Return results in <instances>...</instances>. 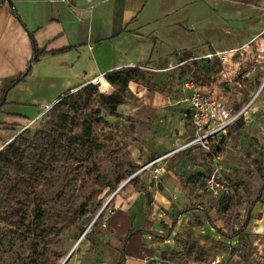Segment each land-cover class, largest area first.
Instances as JSON below:
<instances>
[{"label": "rangeland", "instance_id": "obj_1", "mask_svg": "<svg viewBox=\"0 0 264 264\" xmlns=\"http://www.w3.org/2000/svg\"><path fill=\"white\" fill-rule=\"evenodd\" d=\"M194 3H196L195 0L188 2L186 8L188 9V6ZM206 6L211 10L218 9L214 3L207 1ZM251 6L246 2L230 3L228 0L221 2L219 10L223 12L224 19L220 27H217V32H212V26H208L209 30H205L203 40L200 39L202 35L200 31L198 35L200 40H197V32H194L191 27L195 25L192 21L201 20L200 16L189 13V23L186 26L188 29H185L187 33L179 39L183 46L171 50L172 53L167 57L155 60L154 68L144 73L145 82L140 84L161 96L153 92H151L152 98L150 95L140 96L138 91H130L128 87L120 93L114 85L105 82L106 79L100 80L68 92L66 95L71 94V100L66 106H62L54 114L50 113L51 106L33 124L28 125L32 133L37 130L47 131L46 135L50 139L59 131L68 132V137H73L80 134V131L74 134L68 130V127L64 128L60 121V112H65L71 103H77L80 107L86 104L88 105V110H85L87 118L91 112L98 110L107 122L106 126L98 129L97 138L104 140L106 144L113 141V144L111 143L113 149H121L129 153L138 167L137 172L151 159V154L166 148L164 142L172 139L178 140L179 143L185 142L186 133L182 132L184 120L181 114L183 105L168 103L170 94L177 92L184 80L193 81L202 90L215 92L226 99L235 110L241 108L257 93V98L252 105L254 109L247 112L246 121L241 119L226 131L227 146L222 147L221 151L224 157L223 163L231 170L233 196L219 198L213 196L205 189L202 178L193 175L195 172L189 164L186 167L184 163L180 166L174 163L177 166L175 175L179 181V191L175 193L176 197L172 196L174 193H168L171 206L163 210V221L156 224L159 227V235H169L165 252L172 254L183 251L184 256L181 258L183 264L209 263L212 252L216 251L214 246L217 241L208 231V228H211L214 232L208 219L216 228L227 234L235 232L241 226L247 209L264 183V85H262L264 83V15H261L264 12V0H259L254 7ZM250 19L259 25L253 29L252 35L247 36L244 24L240 25L239 22ZM221 34L223 44L230 45L231 49L225 50L224 53H217L213 48L212 37ZM250 38L252 40L248 41ZM183 55L193 58L184 63H178L177 57ZM202 66L221 68L213 83L201 86L197 82L201 76ZM257 103L260 106L255 108ZM148 104L158 106L160 116L150 118L146 114L143 115L141 107ZM166 111L171 113L170 124L164 121ZM232 127L233 130L229 133ZM6 144L0 147V172L5 182V192L0 195V264H62L72 251L71 255L82 250L87 241H91L94 250H97L98 237L103 231L97 218L100 214L103 217L106 216L114 209V198L118 187L133 177L132 174L116 184L119 175L110 162V147L104 150L107 160L105 165L107 179L91 190H86L69 169L59 166L56 167L45 186L38 189L43 199H49L54 198L65 186L68 188L66 197L68 209L76 211L82 208L87 212L77 227L61 235V247L55 249L54 253L57 255L54 258L45 247L37 243V233L27 228L26 219L20 228H13L10 225L8 218L10 210L5 203L7 192L20 178L29 173L30 166L37 162L40 151H36L32 157L18 164L14 161L12 152L4 148ZM158 145L159 147L155 149ZM160 153L166 154L162 151ZM189 156L193 157L191 158L194 159L192 160L194 163L197 162L203 168L210 167L209 161L201 150H194ZM150 174L148 170L143 171L134 183L125 184V187L131 186V190H138L142 181L149 182ZM191 177L193 179L189 181L188 178ZM159 181L162 180L159 179ZM192 205L194 209L179 213ZM43 206L45 208L44 224L52 226L54 223L52 212L46 203ZM175 218V225H171ZM86 229H88L86 236L80 244L76 245L77 248L74 247ZM202 240L203 243L200 244L199 241ZM236 240L237 238L234 239ZM238 243L241 251L239 256L228 258L226 253L220 252V264H240L242 259L238 260V257L244 258L246 251H251L249 236ZM227 245L231 246V244ZM217 253H219L218 250ZM157 264L169 263L163 261L160 256Z\"/></svg>", "mask_w": 264, "mask_h": 264}, {"label": "crops", "instance_id": "obj_2", "mask_svg": "<svg viewBox=\"0 0 264 264\" xmlns=\"http://www.w3.org/2000/svg\"><path fill=\"white\" fill-rule=\"evenodd\" d=\"M190 1L0 0V147L73 89L105 80V75L113 71L135 68L146 73L153 69L155 60L165 58L174 48L183 46L179 39L187 33L185 29H188L189 13L198 14L201 18L192 21L195 25L191 26L197 32V40L204 39L205 30H209L207 27L210 25L212 32H217L224 19L219 5L226 0H195L196 3L187 9ZM206 1L214 3L218 9L211 10L206 6ZM228 1L246 2L254 7L259 0ZM239 23L244 24L247 36L252 35L253 29L259 25L252 19ZM199 31L202 33L200 39ZM221 37L222 34L212 37L217 53L231 49L230 45L223 44ZM34 49L36 60L32 61ZM177 58L178 63L187 61L180 62L181 57ZM29 64L25 77L4 91ZM128 88L133 92L138 91L140 96H153V91L137 83L130 82ZM149 105L141 107L143 115L150 118L160 116L158 106ZM258 106L260 104L257 103L255 108ZM251 109H254L253 106ZM182 111L183 107L181 114ZM171 120V113L167 112L164 121L170 124ZM182 132L186 133V141L191 131L184 121ZM164 143L166 148L160 150L168 153L184 141L179 143L172 139ZM224 145L227 146L226 140ZM194 150L197 149L189 148L168 157L161 165L163 168L159 176L162 181L153 180L152 172L148 170L151 179L146 178L149 182L142 181L138 190H131V186L125 187L124 184L114 198V209L100 221L103 231L98 237V249L94 250L91 241H87L82 250L71 255L72 251L64 264H119L121 250L124 256L122 264H157L161 253L166 251L169 236L165 239L157 237L161 235L158 234L156 222L163 221V210L171 206L168 193H174L172 196L176 197L175 193L179 191V181L175 175L177 166L174 163L179 166L184 163L186 167L189 164L195 172L193 175L200 178L203 170H206L192 161L194 159L189 155ZM160 152L151 154V157L164 154ZM147 194L152 198L150 204ZM131 228H144L153 234L134 235L124 244L123 237ZM208 231L216 243L223 242L240 249L235 238L227 239L214 230L218 234L216 236L211 228ZM245 233L250 238L252 249L247 261L240 264H264V189L259 202L252 208ZM199 243L202 244L203 240ZM219 256L220 252L216 250L212 252L210 262L202 264H220Z\"/></svg>", "mask_w": 264, "mask_h": 264}, {"label": "trees", "instance_id": "obj_3", "mask_svg": "<svg viewBox=\"0 0 264 264\" xmlns=\"http://www.w3.org/2000/svg\"><path fill=\"white\" fill-rule=\"evenodd\" d=\"M192 58L191 56L183 55L180 58V62ZM35 60L36 55L34 49L32 61ZM192 61L194 62L195 60ZM29 66L30 64L18 78L9 83L4 91H7L13 84L23 79L29 71ZM220 69L219 66L213 68L202 66L201 76L197 82L201 86L213 83ZM105 79L111 85H114L120 93L127 89L130 82L137 84L145 82L144 73L135 68L107 73ZM91 84L92 83L86 84L85 86ZM66 94L61 96L59 101L52 105L50 113L54 114L56 111L60 110L62 106H66V104L70 102L71 94ZM85 110H88V105L85 104L83 107H80L77 103H71L67 106L65 112H60V121L64 128L68 127V130L74 134L80 131L78 135L76 134L73 137H68V132L59 131L50 139L47 137V131L45 130H37L32 133L29 128H25L4 146L6 150L12 152L14 161L18 164L32 157L36 151H40L38 160L36 163L31 164L29 173L20 178L11 190L7 192L5 203L10 210L8 216L10 225L13 228H20L23 226V221L26 219L27 228H31L37 233V243L45 247L54 258L57 255L54 253L55 249L61 247V235L69 229L77 227L81 220L87 215V212L82 208L76 211L68 209L66 205L68 188L65 186L62 187L61 192L54 198L43 199L39 194L38 189L45 186L46 182L54 174L56 167L59 166L60 168L69 169L75 174L76 178L86 190H91L95 185L107 179V172L105 171L107 160L104 156V150L108 147H110V162L116 168L119 175L116 179V184L120 183L121 180L129 178L138 168L129 153H125L121 149L112 148L111 145L113 141L106 144L104 140L101 141L97 138L98 129L107 125V122L101 117L100 111L96 110L91 112V115L87 118L85 116ZM232 130L233 127L230 129L229 133H231ZM152 157L151 159H153ZM137 179L138 175H135L126 184H132ZM192 179L193 177L188 178L189 181ZM108 185L110 186L111 184ZM262 189H264V185H262L259 190L257 197L251 202L241 226L235 232L227 234L211 224L212 222H210L209 219L208 222L221 236L227 239L237 238L238 242H241L243 238L248 237V234L245 233V229L251 220L252 208L259 202ZM4 192L5 182L3 174L0 172V195ZM146 198L148 204H150L152 198L149 194H147ZM45 203L52 212L51 215L54 220L52 226H46L44 224L45 208L43 205ZM191 209H194V206H189L179 213L181 214ZM97 219L101 221L103 216L100 214ZM175 222L176 219H173L172 224L174 225ZM94 224H96V222ZM137 234L143 235L153 233L144 228H131L123 237V243L125 244L131 237ZM168 236L157 237L165 239ZM214 247L219 252L226 253L231 257L239 256L240 249L237 250L230 246H226L223 242L216 243ZM244 250L246 249L244 248ZM250 255L251 251L247 250L244 258H238L245 262ZM182 256H184L183 251L172 254H168L167 252L161 253V259L169 264H183L181 262ZM123 258V250H121L119 264H122Z\"/></svg>", "mask_w": 264, "mask_h": 264}, {"label": "built area", "instance_id": "obj_4", "mask_svg": "<svg viewBox=\"0 0 264 264\" xmlns=\"http://www.w3.org/2000/svg\"><path fill=\"white\" fill-rule=\"evenodd\" d=\"M256 97L257 93L241 108L235 110L226 99L221 98L215 92L202 90L193 81L184 80L179 90L170 94L169 103L171 105H183L182 117L191 131L188 140L171 152L148 161L133 176L150 170L152 179L159 180L161 179L159 173L163 168L161 165L168 157L183 150L194 148L201 150L210 163V167L201 173L205 189L217 198L233 196V184L230 181L231 170L223 163L221 151L222 147L225 146L226 131L241 119L246 121V114ZM24 128H28V126ZM87 231L88 229L84 231L74 247L79 244Z\"/></svg>", "mask_w": 264, "mask_h": 264}, {"label": "water", "instance_id": "obj_5", "mask_svg": "<svg viewBox=\"0 0 264 264\" xmlns=\"http://www.w3.org/2000/svg\"><path fill=\"white\" fill-rule=\"evenodd\" d=\"M9 2V4H11L10 3V1H8ZM25 129V128H24ZM134 177V176H133ZM131 178V177H130ZM130 178L128 179V180H126L124 183H122V184H120V186L118 187V189L117 190H119L124 184H126L129 180H130Z\"/></svg>", "mask_w": 264, "mask_h": 264}, {"label": "bare ground", "instance_id": "obj_6", "mask_svg": "<svg viewBox=\"0 0 264 264\" xmlns=\"http://www.w3.org/2000/svg\"><path fill=\"white\" fill-rule=\"evenodd\" d=\"M67 259V258H66ZM66 260H64L63 264L65 263Z\"/></svg>", "mask_w": 264, "mask_h": 264}]
</instances>
